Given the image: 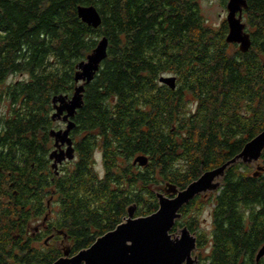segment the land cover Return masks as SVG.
Instances as JSON below:
<instances>
[{
	"label": "trees",
	"instance_id": "16d2710c",
	"mask_svg": "<svg viewBox=\"0 0 264 264\" xmlns=\"http://www.w3.org/2000/svg\"><path fill=\"white\" fill-rule=\"evenodd\" d=\"M247 2L252 46L242 52L199 0H0V264H54L66 245L91 246L130 205L152 214L167 184L186 188L264 130V0ZM79 5H95L101 25L85 23ZM103 36L108 56L73 118L75 158L56 173L53 98L73 95L78 63ZM250 168L233 163L219 189L181 208L178 224L195 232L211 206L203 264H264V169Z\"/></svg>",
	"mask_w": 264,
	"mask_h": 264
},
{
	"label": "water",
	"instance_id": "95a60500",
	"mask_svg": "<svg viewBox=\"0 0 264 264\" xmlns=\"http://www.w3.org/2000/svg\"><path fill=\"white\" fill-rule=\"evenodd\" d=\"M248 8L247 0H228L226 41L237 43L242 52H247L252 46V39L243 21L244 10ZM79 17L88 25L97 28L102 23V16L95 5H79ZM109 39L103 36L87 58L77 65L75 80L78 85L72 96L59 94L53 98L54 121H62L64 127L53 128L50 135L54 139V148L50 152L52 167L58 173V167L66 160L75 158L74 141L71 136L76 127L73 120L77 111L84 104L85 86L90 83L99 71L101 63L108 56ZM160 82L176 88L177 77L161 76ZM264 150V130L248 141L242 151L223 165L205 171L198 179L192 181L186 188L178 189L167 184L166 193H158L159 208L152 214L135 216L136 204L128 207V215L117 227L102 236L88 248L70 256V248H63V255L54 264H182L190 259L191 252L196 247V238L187 227L182 229V235L173 238L170 230L176 219L181 217L180 210L201 193L215 191L221 187V178L226 169L238 161L253 164L261 159ZM149 158L138 155L134 163L145 166ZM259 166L255 175L263 170ZM167 194H171L169 196ZM264 255V246L257 254V260Z\"/></svg>",
	"mask_w": 264,
	"mask_h": 264
},
{
	"label": "rangeland",
	"instance_id": "374dc122",
	"mask_svg": "<svg viewBox=\"0 0 264 264\" xmlns=\"http://www.w3.org/2000/svg\"><path fill=\"white\" fill-rule=\"evenodd\" d=\"M199 2H200L203 16L205 17L210 27L218 30L219 28L222 27L223 23L225 22L227 23L226 18L228 14V9H227L228 0H199ZM60 123H62V127H64L63 125H65V123L62 121H60ZM101 157H102L101 152L98 150L95 156V159H96L95 168L102 175L103 164L101 162L102 161ZM263 164L264 162L262 161V159H260L254 162L253 164H249V165L251 166L250 168L251 171H253V170H258V167L263 166ZM208 205L209 203L204 205L203 208L200 210V212H198L197 214L198 226L200 227L199 230L207 234L212 228V215L210 211L211 206H208ZM208 249H209V242L206 243V246L200 248V252H201L203 260H204V257H206L207 255ZM201 264H203V261L201 262Z\"/></svg>",
	"mask_w": 264,
	"mask_h": 264
},
{
	"label": "flooded vegetation",
	"instance_id": "af4514ba",
	"mask_svg": "<svg viewBox=\"0 0 264 264\" xmlns=\"http://www.w3.org/2000/svg\"><path fill=\"white\" fill-rule=\"evenodd\" d=\"M246 10L247 9H245L244 10V13H243V21L246 23V30H247V25H248V21H247V12H246ZM246 15V16H245ZM244 18H245V20H244ZM227 21V20H226ZM228 25V24H227ZM229 29V28H228ZM248 32V31H247ZM235 44H237V43H235ZM238 45V47H240V45L239 44H237ZM165 76H170V75H165ZM63 126H65V125H63ZM102 158V157H101ZM102 164H103V159H102ZM103 171H104V166H103ZM172 196V195H171ZM186 205V204H185ZM181 211V210H180ZM181 213V212H180ZM182 213H181V217L180 218H178V219H176V221H175V224L173 225V227H172V229L170 230V233L172 234V237L173 238H178V237H181V235H182V229L184 228V227H187L189 230H190V232H191V234L196 238V247H195V249H193L192 250V252H191V257H190V259L191 260H189L188 261V259H185L183 262H182V264H201V262L203 261V259H202V255H201V252H200V246H199V241H198V238H199V233L201 232L200 230H196L195 232L194 231H192L189 227H188V225L187 224H184V225H179L178 224V221L179 220H181L182 219ZM120 224V223H119ZM117 227V226H116ZM115 227V228H116ZM114 228V229H115ZM113 230V229H112ZM111 231V230H110ZM102 236V235H101ZM100 237V236H99ZM88 248V247H87ZM78 253V252H77ZM76 254V253H75ZM75 254H72L71 253V251H70V256H73V255H75ZM84 264V263H83Z\"/></svg>",
	"mask_w": 264,
	"mask_h": 264
}]
</instances>
